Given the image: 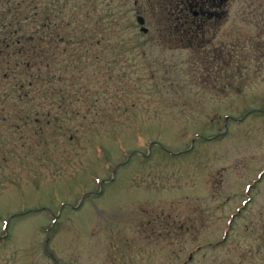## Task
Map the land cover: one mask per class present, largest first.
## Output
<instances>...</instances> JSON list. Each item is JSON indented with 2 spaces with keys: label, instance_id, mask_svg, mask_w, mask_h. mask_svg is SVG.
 <instances>
[{
  "label": "rangeland",
  "instance_id": "obj_1",
  "mask_svg": "<svg viewBox=\"0 0 264 264\" xmlns=\"http://www.w3.org/2000/svg\"><path fill=\"white\" fill-rule=\"evenodd\" d=\"M35 2L74 39L49 124H0V264H264V0L181 34L172 0Z\"/></svg>",
  "mask_w": 264,
  "mask_h": 264
},
{
  "label": "trees",
  "instance_id": "obj_2",
  "mask_svg": "<svg viewBox=\"0 0 264 264\" xmlns=\"http://www.w3.org/2000/svg\"><path fill=\"white\" fill-rule=\"evenodd\" d=\"M35 1L0 0V124H6L9 120V109L23 112L20 116L22 125L29 124V114H44L43 119L49 124L47 120H50V114L43 110L48 105L50 94L56 92L53 99L57 100L59 106L56 103L54 105L64 106L65 99L61 96V90L56 87L62 76L57 66L63 67V62L50 53V49L52 46L69 45L74 36L50 34L47 30L45 7L41 6L39 19H36L39 13H32V8L38 10L34 5L37 3ZM213 3L214 0H172L161 7L163 6L172 22V29L181 34L199 31L201 26L194 28L193 22L200 18L207 21L208 11ZM115 24L113 20L103 29L114 28ZM84 38L87 36L82 37V43L86 42ZM101 38L99 34L94 35V46L110 43L105 37ZM34 108L37 109L31 113Z\"/></svg>",
  "mask_w": 264,
  "mask_h": 264
},
{
  "label": "water",
  "instance_id": "obj_3",
  "mask_svg": "<svg viewBox=\"0 0 264 264\" xmlns=\"http://www.w3.org/2000/svg\"><path fill=\"white\" fill-rule=\"evenodd\" d=\"M220 2H226L228 0H218ZM136 22L138 23V25H140V31L142 33H146L147 32V29L143 26L144 25V18L141 17V16H137L136 17Z\"/></svg>",
  "mask_w": 264,
  "mask_h": 264
},
{
  "label": "flooded vegetation",
  "instance_id": "obj_4",
  "mask_svg": "<svg viewBox=\"0 0 264 264\" xmlns=\"http://www.w3.org/2000/svg\"><path fill=\"white\" fill-rule=\"evenodd\" d=\"M214 1H216V0H214ZM218 1V0H217ZM219 3H220V1H219ZM196 16V15H195ZM262 226V225H261ZM252 231V230H251ZM252 238H255V237H252ZM255 239H257V237L255 238ZM257 240H260L261 242H262V244L264 245V241H262V239H257ZM262 249V248H261ZM239 255L241 256V257H245V256H247L248 255V253H245V252H241V253H239ZM191 257V255H189V258Z\"/></svg>",
  "mask_w": 264,
  "mask_h": 264
}]
</instances>
